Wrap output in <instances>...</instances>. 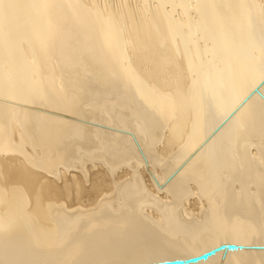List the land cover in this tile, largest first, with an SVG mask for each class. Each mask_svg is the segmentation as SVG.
I'll list each match as a JSON object with an SVG mask.
<instances>
[{"label": "bare ground", "instance_id": "6f19581e", "mask_svg": "<svg viewBox=\"0 0 264 264\" xmlns=\"http://www.w3.org/2000/svg\"><path fill=\"white\" fill-rule=\"evenodd\" d=\"M257 87L264 0H0V264H264Z\"/></svg>", "mask_w": 264, "mask_h": 264}, {"label": "water", "instance_id": "95a60500", "mask_svg": "<svg viewBox=\"0 0 264 264\" xmlns=\"http://www.w3.org/2000/svg\"><path fill=\"white\" fill-rule=\"evenodd\" d=\"M257 92L261 94V96L264 98V95L261 93L260 89L257 87L255 89ZM243 245H238L236 243H222L220 245H217L216 247H213L207 251H204L203 253L193 255L186 258H168L158 261H150V262H144V263H138V264H192L197 263L201 260H207L209 257L215 255L219 251H236L239 249H243ZM258 248H264V247H258Z\"/></svg>", "mask_w": 264, "mask_h": 264}, {"label": "rangeland", "instance_id": "374dc122", "mask_svg": "<svg viewBox=\"0 0 264 264\" xmlns=\"http://www.w3.org/2000/svg\"><path fill=\"white\" fill-rule=\"evenodd\" d=\"M177 15V14H176ZM178 16V15H177ZM185 30H186V28H184ZM160 144H162L163 145V143H159L158 145H157V147L159 148V147H162V145H160ZM91 165V164H90ZM162 165V167L164 166L163 164H161ZM157 167H159V168H157V170H160L161 171V168L162 167H160V166H157ZM163 169V168H162ZM73 172L74 171H71V173H70V171L68 172L69 174H73ZM67 173V174H68ZM75 173V172H74ZM68 174V175H69ZM148 172H146L145 173V175H144V178H146V180H145V182H150L149 183V186H150V184H153V181L151 182V178L149 179V176H148ZM148 178V179H147ZM59 182H61V181H59ZM89 184V183H88ZM153 185H151V187L150 188H154V187H152ZM163 195V193L161 194V196ZM163 196H165V194L163 195ZM193 198V197H192ZM191 198V200L193 201V199ZM64 199V198H63ZM66 199H64V201H65ZM67 201V200H66ZM67 204H71V202H70V200L68 201V202H66ZM77 206V205H76ZM149 211L150 212H154L155 210H153V208H149ZM155 213V212H154ZM249 248L250 247H245V248H243L242 249V251H244V252H248L249 251ZM219 254H220V258H221V260L219 261V263L218 264H222L223 262H224V260L226 259V258H228L229 256H231L232 257V259L234 258V251H227V252H224V251H219L218 252Z\"/></svg>", "mask_w": 264, "mask_h": 264}]
</instances>
